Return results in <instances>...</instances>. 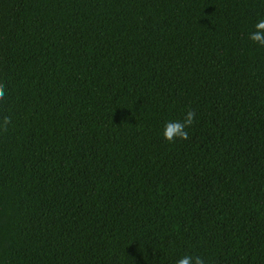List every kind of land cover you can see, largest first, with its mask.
<instances>
[{"label":"trees","instance_id":"trees-1","mask_svg":"<svg viewBox=\"0 0 264 264\" xmlns=\"http://www.w3.org/2000/svg\"><path fill=\"white\" fill-rule=\"evenodd\" d=\"M260 18L264 0H0V264H264Z\"/></svg>","mask_w":264,"mask_h":264},{"label":"clouds","instance_id":"clouds-1","mask_svg":"<svg viewBox=\"0 0 264 264\" xmlns=\"http://www.w3.org/2000/svg\"><path fill=\"white\" fill-rule=\"evenodd\" d=\"M254 31L249 34V39L253 44L258 47L264 48V18H260L254 25ZM5 97V91L0 88V100ZM195 121V113L193 111L186 110L183 113V118L178 120L166 121L163 126L162 137L169 143L177 140L188 139L189 129ZM9 123V118L4 117L3 121L0 122V127L6 126ZM175 264H206L204 258L199 255H184L178 259Z\"/></svg>","mask_w":264,"mask_h":264}]
</instances>
